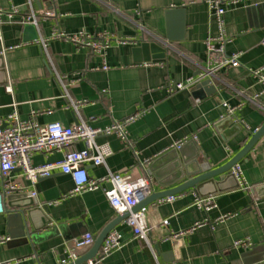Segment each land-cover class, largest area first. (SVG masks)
Masks as SVG:
<instances>
[{"label":"crops","instance_id":"1","mask_svg":"<svg viewBox=\"0 0 264 264\" xmlns=\"http://www.w3.org/2000/svg\"><path fill=\"white\" fill-rule=\"evenodd\" d=\"M0 6L6 12L21 8L14 21L5 19L1 27L0 118L16 108L21 119L40 125L58 122L69 127L82 118L90 126L105 128L144 109L139 118L128 123L127 140L115 134L97 137L98 143L109 144L112 154L102 165L87 164L92 178L130 172L133 177H150L155 192L173 188L180 182L159 184L151 166L161 168L157 171L162 178L178 173L172 165L176 157L182 162L197 158L217 168L230 161L264 124V83L250 71L260 70L264 76V0H241L226 6V50L228 54L240 52L241 65L222 69L199 91L196 81L172 93L171 84L198 78L209 68L206 41L220 36L222 29L206 3L0 0ZM170 8H185L184 38L171 42L166 38V11ZM29 12L38 17L36 40H25L20 23ZM58 31L110 32L114 40L102 55L64 38L50 39ZM121 38L133 40L121 44ZM142 38L168 43L166 58L136 61L133 49L140 46ZM45 39H50L46 49L39 42ZM104 60L110 67L107 70L102 69ZM60 75L70 98L84 101L78 110L64 96ZM9 85L13 92H8ZM225 102L236 110L231 122L219 125L228 117ZM181 141L183 150L176 151ZM74 148L83 149L84 144L79 142ZM62 155L36 153L32 163L57 161ZM239 164L248 188L235 175L227 174L218 185L208 184L201 193L190 189L172 202L159 199L149 204L147 218L154 228L148 242L136 238L124 220L115 228L123 235V246L99 264H264V196L253 192L264 185V136ZM13 175V180L25 187L23 193L16 194H30L38 202L34 224L28 219L31 230L33 225L42 227L43 219L49 222L38 232L42 238L35 248L28 243L12 246V236L20 233L21 222L12 216L1 193L0 236L11 240L0 242V264L18 260H23L22 264H69L63 262L67 243L87 232L97 239L118 216L106 191L100 188L72 194L75 183L60 170L34 185L20 169ZM209 196L215 198L211 210L195 205L197 198ZM166 219L169 222L163 224ZM180 232L184 233L173 236ZM240 239L251 240L253 247H236ZM92 247L82 250L80 257Z\"/></svg>","mask_w":264,"mask_h":264},{"label":"built area","instance_id":"2","mask_svg":"<svg viewBox=\"0 0 264 264\" xmlns=\"http://www.w3.org/2000/svg\"><path fill=\"white\" fill-rule=\"evenodd\" d=\"M195 3H206L212 14L219 22L222 33L218 37H211L206 41L207 52L209 56V68L199 74L198 78H189L186 82L171 84L169 91L172 93L177 90H183L196 83L208 78L215 77L216 73L228 67H238L241 65L240 52L228 54L226 50L229 38L224 33V14L226 6L237 4L241 0H193ZM21 12V8L17 7L13 11L6 12L0 6V39H2L1 27L5 19L14 21L15 14ZM20 23L38 24V17L29 12L25 14ZM64 38L75 43L77 46L88 47L92 52L102 55L106 54L107 49L114 40V35L110 32H101L97 34H89L87 32H78L74 34L65 32H55L50 39ZM50 39L39 41L46 49ZM132 38H121L118 41L121 44H127ZM264 44V41H263ZM109 65L104 60L102 69H109ZM251 73L264 83V76L260 70H250ZM63 94L69 99L70 106L74 110H78L83 104L82 100H74L70 98L63 78L59 76ZM8 92H13V86L7 87ZM227 108V115L232 116L236 108L228 103H224ZM144 109L136 112L124 121H115L105 128L90 126L82 118H78L72 126H63L58 122L47 125H40L33 120H23L15 108L14 111L6 118H0V181L3 190L7 194L23 193L25 187L16 183L14 172L20 169L24 177L34 185L39 179L47 178L56 170L72 177L75 188L72 194H81L87 191H93L102 188L109 199L116 213H130L126 218L134 236L148 242L150 232L154 226L147 218L148 206L133 212V208L139 203L146 200L155 192L153 180L148 176L133 177L130 172H110L102 178H92L88 173L87 164L102 165L106 162V158L112 154L109 144H100L97 137L101 134H115L123 140H127L126 128L128 123H132L139 118ZM82 142L83 149L74 148V146ZM184 141L178 142L177 148H180ZM54 152L63 153V158L57 161L45 163L42 165H34L32 158L36 153L50 154ZM232 173L237 179L243 183L242 168L240 164L232 168ZM245 188H248L245 185ZM31 194L34 196L36 192L33 190ZM178 198V195L163 198L165 202H172ZM195 205L209 211L215 206V198L209 196L206 198H197ZM168 219L163 220V224H167ZM184 232L173 235L177 237ZM11 238L0 236V242H8ZM95 236L87 232L82 236L75 238L71 243H67L66 256L64 263L75 262L80 257V252L86 248L93 246ZM124 244L123 235L116 229H113L106 237L97 257L87 261L85 264H99L102 258L109 253L120 249ZM253 242L249 239H240L235 242L236 247L251 248ZM23 260H18L14 264H22ZM11 264V263H9Z\"/></svg>","mask_w":264,"mask_h":264},{"label":"water","instance_id":"3","mask_svg":"<svg viewBox=\"0 0 264 264\" xmlns=\"http://www.w3.org/2000/svg\"><path fill=\"white\" fill-rule=\"evenodd\" d=\"M167 17V40H181L184 38V28H185V8H170L166 11ZM25 40H36L39 39V33L37 26L35 24H25L24 25ZM140 46L133 49V54H136V61H163L166 58V54L169 50V44L160 41H149L142 38L139 40ZM142 57V58H141ZM212 79L208 78L200 81L196 84V90L199 91L211 84ZM201 94V91L198 92ZM232 121V117L228 116L219 122V125ZM264 136V124L256 132L251 135V138L247 141V144L233 157L222 166L212 169L208 164L200 163L197 158L193 161L183 162L180 158L176 157L173 159L175 161L173 169L178 170V173L174 174L172 178H162L159 173V166H151V171L159 184L168 186L174 183L180 182L177 186L169 188L160 192H154L146 200L139 203L133 208V212L139 211L140 209L148 206L149 204L173 195H179L190 189L201 193L200 191L208 184L218 185L220 180L224 175H230L232 173V168L239 164V162L254 148L257 142ZM194 141V140H193ZM183 144L180 148H177L182 152ZM157 164V163H156ZM162 167V166H161ZM161 172V171H160ZM234 175V174H233ZM187 177V178H186ZM216 179H219L217 181ZM257 192L258 196H264V185L258 186L253 192ZM2 198L6 206H8L12 211V216L18 218L21 222L20 233L16 236H12L13 244L12 246H18L21 244H31L35 246L39 244L42 236H39L38 232L47 226L49 220L43 219V226L37 227L33 225V230L28 225V219L31 222H35V215L37 214L36 205L38 202L31 197L30 194H7L5 190H2ZM212 194V193H210ZM130 216L129 212L119 214L100 234V236L93 243L91 250L77 259L75 262L69 264H85L87 261L98 256L102 245L108 234L116 228L122 221L126 220ZM44 237V236H43Z\"/></svg>","mask_w":264,"mask_h":264}]
</instances>
